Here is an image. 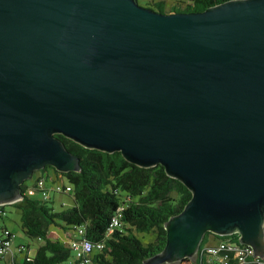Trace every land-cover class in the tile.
Masks as SVG:
<instances>
[{
	"label": "water",
	"instance_id": "95a60500",
	"mask_svg": "<svg viewBox=\"0 0 264 264\" xmlns=\"http://www.w3.org/2000/svg\"><path fill=\"white\" fill-rule=\"evenodd\" d=\"M57 135L191 192L143 264L196 263L208 232L264 259V0H0V207L35 172L80 170Z\"/></svg>",
	"mask_w": 264,
	"mask_h": 264
},
{
	"label": "trees",
	"instance_id": "16d2710c",
	"mask_svg": "<svg viewBox=\"0 0 264 264\" xmlns=\"http://www.w3.org/2000/svg\"><path fill=\"white\" fill-rule=\"evenodd\" d=\"M225 1L228 0H187V5L176 12L205 11ZM150 3L163 13L162 3ZM57 136L70 153L80 158L79 171L63 174L50 167L68 179L74 204L58 210L49 205L52 197L43 201L25 195L22 201L12 205L21 212L24 233L37 242L34 255L28 254L23 262L16 264H74L75 257L65 240L53 239L50 233L52 228H61L71 237L81 225L85 226L86 238L105 244L102 251L94 253L93 264H143L162 251L167 241L165 223L184 209L191 192L180 181L169 177L161 165L142 168L129 163L120 152L108 154L86 149L62 135ZM31 185L24 184L23 193ZM0 209L5 217L6 206ZM119 214L122 226L109 234L111 220ZM142 233L154 234V241L145 245L139 238ZM221 241L240 244L238 234L219 237L208 232L200 250ZM23 247L21 251L25 252ZM182 264L215 263L203 261L199 255L196 263L186 259Z\"/></svg>",
	"mask_w": 264,
	"mask_h": 264
},
{
	"label": "built area",
	"instance_id": "2783aa9c",
	"mask_svg": "<svg viewBox=\"0 0 264 264\" xmlns=\"http://www.w3.org/2000/svg\"><path fill=\"white\" fill-rule=\"evenodd\" d=\"M49 177V176H48ZM48 177L38 176L33 184L28 187L27 192L23 193L24 196H35L41 198L43 201L51 199V190L46 185ZM59 175L56 176L59 179ZM55 192L72 193L73 189L70 185H59ZM123 210V207L120 208ZM119 210V211H120ZM0 214L5 215L4 211L0 209ZM122 226L120 214L114 216L111 220L109 227V234ZM85 226L77 227L74 234L70 237L67 236L65 244L71 249L74 257V264H93V256L95 252L102 251L105 247L104 242L92 241L86 238ZM16 234L6 227L0 231V257L13 254V242L15 241ZM19 251L24 250L21 246ZM200 257L203 261L207 260L209 263L215 264H264V259L253 255V248L247 245L235 244L232 242L221 241L216 245L206 246L199 251ZM198 255V256H199Z\"/></svg>",
	"mask_w": 264,
	"mask_h": 264
},
{
	"label": "rangeland",
	"instance_id": "374dc122",
	"mask_svg": "<svg viewBox=\"0 0 264 264\" xmlns=\"http://www.w3.org/2000/svg\"><path fill=\"white\" fill-rule=\"evenodd\" d=\"M187 0H138V3L140 6L145 8H150L158 12V9L155 8L150 2H161L163 5V13L168 12H176V10H181L184 8L187 3ZM171 8V9H170ZM178 8V9H177ZM47 173H49V177L47 176ZM45 176L48 177L46 180L47 187L51 190L53 201L49 202V205H53L56 209L61 210L63 208H69L74 204L73 196L70 193H64V192H55L53 189H55L57 186L62 185H70L68 179L66 177H59V179L56 178L57 174L55 171L48 167L47 170H42L39 172H35L34 176L27 180L25 184H33L35 179L39 176ZM6 212L7 215L0 216V231L3 227H7L9 230L14 232L16 234L15 241L13 242L12 248L15 250L14 245L24 244L26 246H30L32 249V255L35 253V249L37 248V242L30 239L22 230L21 228V212L12 207V205H6ZM63 231L61 228H52L51 234H53L54 239H58L63 236ZM56 233V234H54ZM139 238L142 240V242L145 245H148V243L153 242L155 239L154 234H148V233H142L139 234ZM213 242L212 239L210 241ZM205 244H208V241H206ZM1 262V260H0Z\"/></svg>",
	"mask_w": 264,
	"mask_h": 264
},
{
	"label": "crops",
	"instance_id": "0c3cea01",
	"mask_svg": "<svg viewBox=\"0 0 264 264\" xmlns=\"http://www.w3.org/2000/svg\"><path fill=\"white\" fill-rule=\"evenodd\" d=\"M39 176H41V175H39ZM47 176H50L49 173H47ZM62 231H63L62 232L63 233V236L60 237V238H58V239H61V240L64 239V240H66L67 234L64 232V230H62ZM54 234H56V233H54ZM50 237L54 239V236L51 233H50ZM14 246H15V250L13 249L14 250V254L13 255H6V257H4L3 259H1L0 264H16V263H21V262L24 261V259L26 258V256L28 254L32 255V249H31V247L29 245L26 246L24 244H19V245H14ZM21 246H25V248H26V251L25 252L18 250ZM36 249H35V251H36Z\"/></svg>",
	"mask_w": 264,
	"mask_h": 264
},
{
	"label": "flooded vegetation",
	"instance_id": "af4514ba",
	"mask_svg": "<svg viewBox=\"0 0 264 264\" xmlns=\"http://www.w3.org/2000/svg\"><path fill=\"white\" fill-rule=\"evenodd\" d=\"M48 168V167H47ZM47 168H46V170H47Z\"/></svg>",
	"mask_w": 264,
	"mask_h": 264
}]
</instances>
